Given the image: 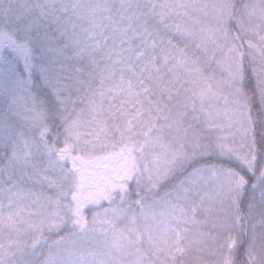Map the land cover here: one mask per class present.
<instances>
[{
	"label": "snow or ice",
	"instance_id": "obj_1",
	"mask_svg": "<svg viewBox=\"0 0 264 264\" xmlns=\"http://www.w3.org/2000/svg\"><path fill=\"white\" fill-rule=\"evenodd\" d=\"M0 264H264V0H0Z\"/></svg>",
	"mask_w": 264,
	"mask_h": 264
}]
</instances>
